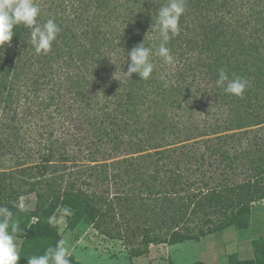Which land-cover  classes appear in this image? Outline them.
Masks as SVG:
<instances>
[{
	"label": "trees",
	"instance_id": "1",
	"mask_svg": "<svg viewBox=\"0 0 264 264\" xmlns=\"http://www.w3.org/2000/svg\"><path fill=\"white\" fill-rule=\"evenodd\" d=\"M37 2L40 22L62 29L51 51L36 54L23 25L0 48V206L20 223L19 264L63 239L53 218L65 209L73 226L141 237L133 257L192 222L222 230L249 216L264 200V0H186L175 64L153 56L148 80L122 72L134 46L158 47L153 18L167 0ZM220 68L250 81L242 98L216 86ZM38 126L35 162L23 129ZM99 193L111 196L104 208L91 204ZM29 194L34 209L13 207ZM252 248L228 264H264V243Z\"/></svg>",
	"mask_w": 264,
	"mask_h": 264
},
{
	"label": "rangeland",
	"instance_id": "2",
	"mask_svg": "<svg viewBox=\"0 0 264 264\" xmlns=\"http://www.w3.org/2000/svg\"><path fill=\"white\" fill-rule=\"evenodd\" d=\"M39 126L36 130L34 127L28 128V132L26 127L23 129L26 133V151L35 155V162L39 158L37 152L41 148L39 141H43L39 136V131L42 130ZM256 129L264 137V124ZM56 131L58 134L63 133V130ZM3 160L2 164L6 166L4 168L7 172H16V165L9 156ZM86 162L79 163L93 165L89 161ZM71 163H68L72 167L71 170H77L78 166H81ZM0 168H3L1 164ZM109 200L110 195L99 193L93 196L91 204L96 208H104ZM20 202L25 205V209H34L36 197L29 194L22 197ZM69 219L70 215L62 212L53 218V223L58 225L63 240L77 264H193L199 261L204 264H228V258L233 254L242 260L253 258L252 241L264 243V200L252 206L249 216L237 218L235 226L221 230L210 219L198 220L176 230L166 243L151 245L148 253L139 257H133L130 251L132 247L139 246L141 237L131 239L130 244L124 237L112 238L109 235L119 234L113 233L117 231L116 226L110 229V225H105L97 229L91 223L84 222L73 226ZM110 230L112 233H109ZM18 244L21 250L24 242L18 239Z\"/></svg>",
	"mask_w": 264,
	"mask_h": 264
},
{
	"label": "clouds",
	"instance_id": "3",
	"mask_svg": "<svg viewBox=\"0 0 264 264\" xmlns=\"http://www.w3.org/2000/svg\"><path fill=\"white\" fill-rule=\"evenodd\" d=\"M186 8V0H167L159 7L153 18L152 27L159 34V45L155 51L152 47L146 46L145 42L134 46L128 53L131 62L127 72H122L124 77L131 78L137 73L141 80L150 79L156 69L153 56L160 57L166 64L174 66L175 59L168 44L180 34V20ZM41 14L42 8L37 0H0V48L10 44L15 35L14 28L23 25L30 29V43L35 53L48 54L62 29L55 18H49L41 23L39 20ZM216 86L227 94L242 98L246 89L250 87V81L235 74L230 78L227 71L220 68ZM13 207L19 212L25 209L22 202L15 203ZM64 211L68 213L67 209ZM20 232V223L13 211L6 206H0V264H19ZM71 257L72 252L66 246L65 240L60 239L55 246L48 247L44 254L28 257V264H72Z\"/></svg>",
	"mask_w": 264,
	"mask_h": 264
},
{
	"label": "crops",
	"instance_id": "4",
	"mask_svg": "<svg viewBox=\"0 0 264 264\" xmlns=\"http://www.w3.org/2000/svg\"><path fill=\"white\" fill-rule=\"evenodd\" d=\"M254 255V254H253ZM253 258H254V256H253ZM253 258H251V259H253ZM249 260V259H248Z\"/></svg>",
	"mask_w": 264,
	"mask_h": 264
}]
</instances>
